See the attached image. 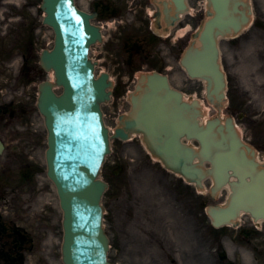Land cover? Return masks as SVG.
<instances>
[{
	"label": "rangeland",
	"instance_id": "1",
	"mask_svg": "<svg viewBox=\"0 0 264 264\" xmlns=\"http://www.w3.org/2000/svg\"><path fill=\"white\" fill-rule=\"evenodd\" d=\"M9 1L4 7L11 8L14 16L18 15V9L24 0ZM30 1L34 6L31 11L38 17L37 24L41 25L36 35L39 45L29 53L32 64L20 77V59L11 51L12 44H15L12 41L13 35L3 38L9 27H16L13 24L18 18L13 21L9 10L6 16L0 13V22L3 23L0 26V44L5 45V51H0V104L16 98L20 102L16 115L23 109L27 111L23 120L8 122L9 119L6 118L0 123V126L8 125L0 131V140L6 145L0 159L4 165L0 183L6 187L1 191L0 212L7 221L20 226L33 237V248L26 253V264H62V213L55 188L44 174L47 132L36 107L37 83L33 81L37 69V52L51 48L54 35L50 28L42 27L43 13L38 11L42 0ZM76 1L81 9L90 10L92 0ZM109 1L113 6L116 3L122 4L119 13L122 15L121 18L106 23L98 20L95 22L103 27L106 41L92 48L91 57L95 61L101 60L98 73L110 71L120 83L118 111L122 112L128 109L125 93L133 89L136 82L134 72L137 70H124L127 56L121 57L118 45L122 44L123 35L149 37L140 32L149 25L147 17L154 8L147 0ZM11 31L13 34L16 30ZM180 37L181 35H174L170 39H161L165 40V44L155 46L152 59L140 58L136 61L147 63L142 65L143 69L171 71L175 86L188 92L193 91L203 98L201 85L185 82L171 53ZM221 45L224 65L230 76L232 101L231 110L226 113L236 117L240 113L246 114L240 121V128L249 143L259 146L260 157L264 160V20L262 23L257 21L254 27L238 38L223 41ZM25 77L26 85L23 86ZM48 77V74H44L41 79ZM39 81L37 80L38 83ZM122 86L127 90L123 91ZM105 115L107 124H112L116 114L110 105L105 106ZM114 149L115 154L108 160L110 169L116 162L130 168L128 173L120 174L119 181L114 180V187L103 200L107 213L106 229L113 244L111 259L116 264H166L165 255L172 251L168 255L167 264L178 262V257L183 264H208L205 255L196 260L190 259V252L206 251L201 242L196 243L194 238L197 236L205 239L201 235L194 238L191 236L194 228L192 219L187 217L185 203L186 195L192 192L191 189L185 187L176 176L166 172L158 162L147 158L146 152L139 149L137 144L132 147L114 145ZM139 158L142 163L137 164ZM132 169L134 171L131 175ZM40 171L42 174L38 175ZM109 179H113L112 176ZM223 201L224 197L218 203ZM242 259L245 261V257L242 256Z\"/></svg>",
	"mask_w": 264,
	"mask_h": 264
},
{
	"label": "water",
	"instance_id": "2",
	"mask_svg": "<svg viewBox=\"0 0 264 264\" xmlns=\"http://www.w3.org/2000/svg\"><path fill=\"white\" fill-rule=\"evenodd\" d=\"M214 2L221 14H228L226 6L218 4L216 0ZM43 9L48 14L46 22L55 29L56 47L52 52L43 54L42 66L47 71L53 69L57 83L65 87L64 95L57 97L52 91L51 84H43L40 107L47 117L51 130V149L48 152L50 175L60 187H63L65 194V210H68L67 227L71 228L67 234L71 230L70 234L73 235L72 238L69 236L67 243L74 244V246L71 245L74 248L71 252H80L76 255L69 254L68 258V253H65L66 261L69 264H103V258L106 257L107 240L103 238L100 226L102 208L99 200L104 185L97 182L95 176L98 175L100 163L106 150L108 152L109 149L107 131L103 132L100 129L102 122L98 119L100 117L98 103L102 99L109 98V94L104 93L102 97L98 94L97 88L100 89L102 81H104L102 84L109 87L111 84H108L107 75L103 76L98 83L93 80L94 68L87 58L86 51V42L92 34L97 32V38L100 41L101 35L99 30L90 24V16L75 7L74 0H47ZM217 22H212L208 26H219ZM239 28L235 27L234 30L237 32ZM231 32V29H223L202 35V44L210 49V53H197L196 62H187L190 74L207 80L210 96L217 95L219 101L224 99L225 81L218 63L216 37ZM213 86L214 90L211 89ZM170 98L166 96L162 101H155L152 104L147 102L143 109L150 125L161 128L160 133L154 131V136L157 139H159L158 136L164 137L165 141L151 146L152 152L161 157L169 167L181 172L190 181L196 182L200 189H203L202 181L207 176L211 175L216 180L218 178L227 179L229 170L241 179L238 165L233 161L235 154L239 153L238 146H241L237 133L231 132V137H229L232 139L231 151H227L226 148L220 150L217 147L223 143L224 138L219 140L217 135L211 133L220 124L218 119L209 121L207 126H201L196 118H194L193 125L186 119L182 120L184 123L180 124L179 129L174 130L176 126L173 124L170 125L171 127L166 126L165 121L174 110L173 106L167 105ZM180 109L181 114L186 116L185 112L189 107H180ZM183 130L185 133L182 132ZM183 134L188 139L194 137L198 139L201 144L200 151L197 152L183 145L180 140V135ZM216 141L219 142L216 143ZM195 158L199 159V163H194ZM206 161L212 164V168H203ZM78 185L83 187V194L81 190H79L80 195L73 190L74 186L78 188ZM231 185L234 188L231 204L225 209L210 210L215 223L217 225L232 223L241 210L251 212L258 218L261 209L255 204L247 205L253 202L243 199L242 186L237 189L236 184ZM221 186L222 183L219 182L213 193H216ZM259 189H254L253 195L260 193L261 189ZM81 230L88 232L84 233L87 239H74L81 234Z\"/></svg>",
	"mask_w": 264,
	"mask_h": 264
},
{
	"label": "flooded vegetation",
	"instance_id": "3",
	"mask_svg": "<svg viewBox=\"0 0 264 264\" xmlns=\"http://www.w3.org/2000/svg\"><path fill=\"white\" fill-rule=\"evenodd\" d=\"M240 234L249 243L254 241L257 242V247H255L257 258L259 259V264H264V221L259 226L252 223L247 224L245 229L241 231ZM226 263L227 261L222 264Z\"/></svg>",
	"mask_w": 264,
	"mask_h": 264
}]
</instances>
